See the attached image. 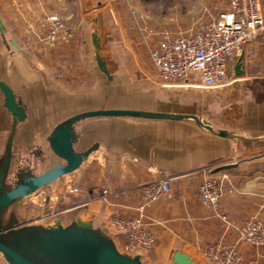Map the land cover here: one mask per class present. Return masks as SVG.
Listing matches in <instances>:
<instances>
[{
	"label": "water",
	"instance_id": "1",
	"mask_svg": "<svg viewBox=\"0 0 264 264\" xmlns=\"http://www.w3.org/2000/svg\"><path fill=\"white\" fill-rule=\"evenodd\" d=\"M79 61L89 81L70 88L0 6V264H148L129 253L111 213L67 202L41 219L30 202L62 199L105 161L116 190L126 163L166 174L179 190L196 172L264 149V90L232 61L221 87L151 83L126 48L106 0H81ZM164 264H211L175 242Z\"/></svg>",
	"mask_w": 264,
	"mask_h": 264
},
{
	"label": "built area",
	"instance_id": "2",
	"mask_svg": "<svg viewBox=\"0 0 264 264\" xmlns=\"http://www.w3.org/2000/svg\"><path fill=\"white\" fill-rule=\"evenodd\" d=\"M225 1V9L214 7L206 21L200 18L195 26L187 29H140L155 68L151 83L221 87L236 80L232 61L239 58L248 45L264 33L263 0ZM49 21L52 27L48 38L57 40L64 24L59 17L53 15L49 17ZM239 160L240 158L235 157L231 163H237ZM171 181L166 174L153 175L143 186L142 202L136 207L133 216L112 214L110 225L123 235L119 241L125 251L141 252L148 260L158 235L147 221V210L152 203L169 197L173 190ZM90 191L92 196L87 195ZM63 192L62 199L58 194L51 195L47 205L30 202V207L36 211L32 214L41 219H54L64 214L67 202H72L75 206L90 207L96 201L109 202L112 195L108 188L93 186L89 189L85 185L76 184L65 186ZM222 196L221 179L209 176L198 186L197 197L200 203L213 210L223 223L230 226L229 216L221 212ZM239 239L247 244L264 247V223L258 218L247 219L239 229ZM184 249L192 256L200 257L202 261L211 264L242 263L239 252L222 243H212L203 249L185 243Z\"/></svg>",
	"mask_w": 264,
	"mask_h": 264
},
{
	"label": "crops",
	"instance_id": "3",
	"mask_svg": "<svg viewBox=\"0 0 264 264\" xmlns=\"http://www.w3.org/2000/svg\"><path fill=\"white\" fill-rule=\"evenodd\" d=\"M114 1L106 0V3L119 23L118 15L121 14L122 6L118 3L112 6L111 2ZM3 5L0 2L2 9ZM121 18H124L123 13ZM242 55L245 62L252 65L246 78L261 85L264 90V33L252 41ZM236 157L240 158L237 163H231V159L214 168L192 174L179 190L173 189L169 197L151 204L147 210V221L158 235V240L148 257L149 262L152 259V264H164L172 245L179 241L183 245L191 243L202 249L212 242L222 243L239 252L241 264H264V248L249 245L238 236L239 229L247 219L258 218L264 222V149ZM209 176L223 181L221 212L229 216L230 226L198 200V186ZM152 178L153 175L142 168L126 163L119 191L123 200L133 201L134 206L139 205L142 202L143 186ZM84 185L89 189L93 186H111L106 163H97L90 180ZM88 195L92 196L91 191ZM94 204V207L90 206L92 210L112 213L101 201ZM210 211L214 214H210Z\"/></svg>",
	"mask_w": 264,
	"mask_h": 264
},
{
	"label": "rangeland",
	"instance_id": "4",
	"mask_svg": "<svg viewBox=\"0 0 264 264\" xmlns=\"http://www.w3.org/2000/svg\"><path fill=\"white\" fill-rule=\"evenodd\" d=\"M0 2L4 4L3 7L6 8L8 16L31 44L32 49L40 53L42 62L58 72L70 88L89 81V76L79 61L83 17L81 0H0ZM117 3L122 6L121 14L118 15V24L126 48L132 55L138 70L150 82L155 68L140 29L145 27L158 30L187 29L195 26L200 18L206 21L214 7L220 8L219 10L226 8L225 0H116L111 2V5L115 7ZM122 13L124 18H121ZM52 15L59 17L64 24V29L57 40L48 38L52 27L49 17ZM102 163L105 164V161L103 160ZM108 189L112 191L111 198L109 202L101 203L110 211L112 210L111 214L123 217L133 216L138 205L134 206L133 201L123 200L119 193L121 188L116 190L111 184ZM86 194H84L85 198ZM95 205L92 204V207ZM30 211L36 213L31 207ZM198 259L202 261L200 257ZM148 264H152V259L148 261Z\"/></svg>",
	"mask_w": 264,
	"mask_h": 264
},
{
	"label": "bare ground",
	"instance_id": "5",
	"mask_svg": "<svg viewBox=\"0 0 264 264\" xmlns=\"http://www.w3.org/2000/svg\"><path fill=\"white\" fill-rule=\"evenodd\" d=\"M228 166V165H227Z\"/></svg>",
	"mask_w": 264,
	"mask_h": 264
}]
</instances>
